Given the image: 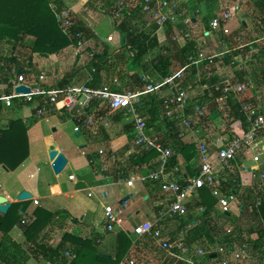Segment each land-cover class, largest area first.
Returning a JSON list of instances; mask_svg holds the SVG:
<instances>
[{
    "label": "crops",
    "instance_id": "obj_1",
    "mask_svg": "<svg viewBox=\"0 0 264 264\" xmlns=\"http://www.w3.org/2000/svg\"><path fill=\"white\" fill-rule=\"evenodd\" d=\"M102 2L104 5V7L100 9L102 11L97 12L98 9L96 5L94 6L95 0H64L65 5L72 10L75 22L89 30L90 36L93 35L91 38L92 41L93 38L96 37L100 39L96 33V28L99 25L98 20L101 17L104 19L108 16L107 14L112 16L114 12L120 9L119 6L121 3L127 4L126 0H102ZM176 3L179 6L180 23L177 26H167L159 30L157 36L160 45L156 50L152 51L144 61L145 63H150L159 54L168 53V55L171 56L175 55L171 74L181 70L184 66L190 65L193 59L200 61L198 65H192L186 73V76L190 77L188 80V91L192 96V101L195 103L198 102L200 105L204 104L208 108L213 106L215 108L218 106L222 107L224 104L223 100L220 99L216 103L215 99L218 98V95H216L211 88H222L225 82H234V80L237 81V83H247L239 81L236 75L232 74L231 68L227 66L228 62L225 58L232 54H236V52H243L241 48L244 47H251L250 53L256 58V55L259 53V48L257 46H264V30L261 29L264 28V23H262V21L255 25L253 23L256 31L261 29V36L256 37L254 35L255 31H250L251 26L248 19L256 13L260 15L261 12L254 1L248 5L238 0H204L200 3L198 0H176ZM92 11L100 15L95 22L86 17V13ZM223 14H230L231 18L222 21L220 29H214L212 27L213 21L223 16ZM110 16H108L110 26L117 28L118 26H114L113 22H110ZM188 21H191V23ZM250 38H253L255 41L250 42ZM100 40L103 41L104 39ZM31 41H33V39H26V43H31ZM185 47H187L189 53L187 56L184 54L182 56L178 52ZM72 49L76 50L74 46H71L65 51H71ZM255 51L256 53H254ZM247 54H245V56ZM34 55H31L32 59L30 58L28 66L19 63V60L15 57L13 58L17 59L16 63H11L15 67H19L22 71L27 72L28 70H33V72H37L38 67H47L50 69L52 62L59 63L63 53L46 57H42L39 54ZM75 56L84 59L85 55L83 56L82 53L77 55L76 50ZM241 56L238 58L241 59ZM34 62L40 63V65L34 64ZM194 67L195 70H192ZM247 69H245V71L248 72L249 83L256 84L255 79L249 78L251 73H249ZM148 70L145 77H149L156 83H160L163 80L153 67ZM195 71L196 73L193 74ZM81 72L82 71H80V73ZM67 76H73L75 80V74L70 75L67 73L65 76H62L61 79ZM213 78H216V82H213ZM255 90L254 92H256ZM240 100L246 99L240 98ZM246 101L256 103L255 101L257 100L256 97L253 96ZM16 109L29 110L33 118H31V121L30 119L28 120L29 113L22 118H18L22 119L29 129L30 158L15 172H11L7 167L0 165V196L6 197L12 206L14 204L26 202H30L31 206L26 212L22 222L9 234L10 245L8 246L10 250L6 256L10 259L12 264H56L58 260L53 256L51 251L62 248L63 255L71 261L73 260L70 256L73 255L71 253L73 247L70 242L67 243L64 241V237L66 235H73L74 237L83 239H99L97 244H99L98 250L100 255L109 259H115L118 234L126 233L131 239H134L132 235L135 227L146 222H155L158 212L162 210L167 203L166 196L158 185L151 182L138 181L140 177H147L151 172L147 167L133 172L129 178H119L122 167L127 165L126 161L128 157L133 156L132 153L134 150L136 151L134 145H131V148L124 155L122 154V151H125L127 146H130L129 136L125 129L127 124L126 121L123 119L122 122H117L114 116L110 121V127L107 129L103 128L100 132L96 133L91 130L82 133L80 136H77V134L73 132V135L75 134V140L84 139L81 146L82 150L78 154V151H64L60 149L59 144L55 140V136L61 134L59 128L56 127L57 124L53 130L54 135L43 137L40 131L36 129L44 120L37 119L30 108H14V110ZM14 110L11 109V111ZM219 113L220 111L212 113L205 123L197 126V130L200 129L199 135L210 144L215 152L218 151L221 142L226 141L224 136L226 128L223 127V123L220 122L222 117L218 118L216 116ZM64 117L58 115L53 118L57 119L59 123V121H67L63 120ZM18 119L7 118L5 120L2 118L0 127L3 129L7 128L12 120ZM218 122H220L219 125ZM66 124L67 123L60 124L62 126H59L63 132V136H65ZM207 127H213L215 130L208 129ZM203 128H207V130L205 131ZM72 139L73 138H71L70 142H73ZM190 139L191 136L186 135L184 138L185 141H183L189 143L188 140ZM40 142H44L43 148L44 151L46 150L45 156L47 157L45 160L44 156H42V145H40ZM50 142L56 143V146L67 159V165L61 174H56L53 168L54 162L50 160V150L48 147ZM96 143H98L97 146L99 149L88 150L90 144L94 145ZM56 146H53V149H55ZM102 147L105 148L106 153L103 158L98 156V152L103 150ZM84 149H86V151ZM92 160L96 163L103 162V164H106L109 167V172L105 174V176L101 174L99 167L95 165ZM114 160L116 161L114 162ZM43 165H45V167H43ZM187 167V164L181 163L180 169L183 177H190ZM257 169H260L258 173L264 171V167L261 165L245 168L244 163H242L239 166L235 165V172L231 175V179L235 177L240 179V193H242V195L238 197L237 204L233 208L234 212L232 211L230 215L231 217L236 215L235 219L238 221L247 222V224L251 222V225L249 224V230L242 231L244 232L243 235H249L248 232H250L253 227L254 231L251 238L258 234L255 231L257 230V221L249 209L248 212L243 211L241 204L240 210L237 209L238 212H236L235 209L240 202L246 204V196L250 191L249 189L253 190L254 186L257 184L256 183L253 187L250 186V170ZM67 171L68 173L65 174ZM129 181H134V184L130 186L128 184ZM25 195H29L30 198L24 199L23 197ZM35 201H39L40 205L36 206ZM192 201L193 199L188 201L187 205L189 206ZM123 202L128 203L130 210L127 211V218L123 227L126 231L119 228L115 233L106 232L104 208L106 206L118 207V205ZM37 208H43L55 214L56 218L49 227L45 229L38 242L32 244L27 239L25 228L35 220L34 212ZM132 210H136V214L143 218L140 220L138 217L136 221H133L134 211L131 212ZM196 210L200 211V209ZM220 211L221 214H223L218 205L215 218L221 215ZM4 217L5 216L0 215V224L1 218ZM23 221H26L27 224H23ZM160 225L165 235L170 234L167 236H175L177 239L186 237L187 230L179 231L180 224L178 225L175 220H167ZM239 227L241 229L243 228L242 223H239ZM1 238L2 234L0 233V240ZM130 260L131 262L132 260L135 261L136 264L140 261L139 258L132 255L131 258L123 264H130L131 262L128 263ZM205 262H208V264L214 263L208 260Z\"/></svg>",
    "mask_w": 264,
    "mask_h": 264
},
{
    "label": "built area",
    "instance_id": "obj_2",
    "mask_svg": "<svg viewBox=\"0 0 264 264\" xmlns=\"http://www.w3.org/2000/svg\"><path fill=\"white\" fill-rule=\"evenodd\" d=\"M126 1L127 4L121 3L120 9L115 12L118 21L121 20L122 22L125 14H130V4L132 3L142 9V14L145 17L151 16L146 27L147 29H151L153 26L158 27L156 35L161 29L167 26H177L180 23L179 6L173 1ZM238 1L245 5L253 1L256 2V0ZM58 2H60L61 7L58 6ZM49 5L55 15L57 24L64 34L76 40L77 44L73 46L77 50V55L89 50L90 56L94 58L95 54L90 51L92 48L91 38L84 32H74L75 17L72 10L65 5L64 0H49ZM229 18L230 15H226L215 19L212 27L220 29L221 22ZM113 40L114 36L112 35L104 39L103 42L108 44ZM9 49L10 46L0 43V69L3 66L11 69L8 82L11 89H8V85L0 83V108H2V111L16 107H27L34 112L37 119L47 122L58 115H66L70 117L71 122L74 124V133L80 135L84 131H100L103 128H109L111 119L117 113H123L127 124H132L134 127L133 136L136 151L134 150L132 154H136L139 149L146 153L156 151L159 155L158 168L151 170L147 177H140L138 181L158 185L167 200L165 207L158 212L155 222H146L135 227L132 235L134 242L136 243L146 236H152L157 246L173 257L187 264H205L207 258L211 256V252L197 245L190 246L186 244V237L172 239L171 236L165 235L159 226L167 220H176L178 217L187 216L189 212L188 201L204 188L210 190L213 196L218 199V205L223 214H231L233 211L238 201V193L234 190L225 192V184L230 181L231 175L234 174L235 165L239 166L244 163L245 168L249 167L245 163V156L251 157L255 164H260L263 151L261 146L264 142L263 109L257 105L245 103L246 100H240L249 90H255L254 83L236 84L225 82L222 88L216 89L222 92L224 103L223 111L220 110V113L216 116L219 118L221 115L226 120L232 119L231 110L226 109V105L229 98L234 96V99L242 103L241 107L246 118V128L243 136L235 135L231 142H221L218 151L215 152L210 144L199 135L200 129L197 130V126L206 122L204 120L207 118L209 108L204 104L200 105L198 102H193L189 91L182 88L186 72L192 65H198L200 61L191 60L190 65L173 72L160 83L152 81L149 77H143V89L138 91L123 88L118 80L113 83L106 82L100 87H93L92 84L95 83V74L97 73L94 68L91 71L89 69V77L84 84L72 82L61 88L58 84L62 80H56L58 77L56 71L47 67H38L37 72H33V70L25 72L12 63H8L6 59H11ZM34 64L40 65L37 62H34ZM20 87H26L30 90V93H18L17 90ZM150 96H157L165 101V116L170 123L176 126V129L180 132V138L184 140L185 136L189 135L191 136L189 144L196 145L197 156L193 164L198 173L195 177L182 176L181 180H184L185 184H182L181 180L175 177V173L181 172L180 167L171 170L170 164L174 151L171 147L165 146V138L170 129L166 124H163L161 130L150 128L148 119L143 116L144 100ZM105 155V150L98 152V156L102 158ZM93 163L99 167L101 174L105 175L109 172V167L103 162L96 163L93 161ZM259 170H250L251 187L258 182L264 184V174L263 172L258 173ZM128 184L132 186L134 181H129ZM35 205L39 206L40 202L35 201ZM260 206L261 202H258L256 208H260ZM128 210L129 205L127 202L119 204L118 207L106 206L104 208L105 231L115 233L119 228L126 231L123 227ZM200 211L203 214L205 209L201 208ZM23 224H27V222L23 221ZM232 232L228 231L230 234ZM218 253L221 258L214 264H240L245 262V264H248L247 262H254L251 246L247 243L236 241L227 243L219 247ZM132 264L134 263L132 262Z\"/></svg>",
    "mask_w": 264,
    "mask_h": 264
},
{
    "label": "trees",
    "instance_id": "obj_3",
    "mask_svg": "<svg viewBox=\"0 0 264 264\" xmlns=\"http://www.w3.org/2000/svg\"><path fill=\"white\" fill-rule=\"evenodd\" d=\"M170 1L176 3V0ZM203 1L204 0H198L199 3ZM57 4L61 7L60 2ZM256 4L261 12V21L264 23V0H256ZM130 9L132 10L130 14H125L122 22L120 20L115 31L116 36L113 42L106 45L104 53L94 55V58L89 63L90 71L93 68L97 71L95 74V83L92 84L93 87H100L106 83V78H108L111 68L115 66V64H112L111 58L116 62H120L119 65L122 66L123 69V71L121 70L122 74L120 77L129 81L128 88L131 91L143 89L144 83H142V78L145 77L146 73L149 71L148 69L151 67L159 73L162 79H166L171 75L175 55L171 56L168 55V53L159 54L150 63H145V58L160 45L159 38L156 35L158 27L153 26L151 29H147L146 22H143L144 19L146 20V17L142 14V9L132 3L130 4ZM140 25H142V29L138 27ZM74 32H84L90 38L93 37L90 36L89 30L82 27L79 23H76ZM30 38L33 39V41H31V43H26V39ZM252 41L254 42L255 40L250 38V42ZM0 43L12 47L14 52L18 47H23L29 49L32 55L39 54L42 57L58 55L67 48L77 44L76 40L67 37L57 24V20L50 9L48 0H0ZM26 44H29V46H26ZM119 44L122 46V49L117 52L116 50L112 51L113 48H111V46L115 48ZM187 47L183 48L178 53L182 56L183 54L187 56L189 53ZM257 47L259 48V54L256 55L257 61L254 64L256 69L253 72H260V77L264 80V46L258 45ZM250 50L251 48H245V50H243L244 53L236 52V54H232L225 58L228 62L227 66L231 68V70L236 71L241 65V59H244L246 57L245 54L249 53ZM126 51H129L130 57L126 55ZM124 52L126 53L124 54ZM239 56H241V59L238 58ZM6 60L8 63H16L17 61V59L13 57ZM185 67L186 66L182 68ZM10 70L11 69L6 66L0 69V83L8 85ZM192 70H195V67ZM194 73H196V71L193 72V74ZM260 77H256L257 79H255L258 85L261 84L259 82ZM236 78L239 81L249 83L248 72H246L245 69L241 70L240 73L236 75ZM189 79V76H185L183 80L182 88L185 90H188ZM263 80L262 84H264ZM72 82H74V77L67 76L63 78L58 86L63 88ZM213 82H216V78H213ZM233 83H237V81L234 80ZM7 87L11 89L9 85ZM211 89L218 95V98L215 99L217 103L223 98V94L221 91H217L215 87ZM245 103L256 105V103H250V101H246ZM241 106L242 103L234 99V96L229 98L226 109L229 108L231 110L232 119L226 120L222 117L220 120V122L223 123V127L226 128L224 133L226 142H231L235 135L243 136L245 134L246 118L242 113ZM209 110L207 118H205L204 121H206L212 113L220 110L223 111V106H218L217 108L213 106L209 108ZM0 112H2V108H0ZM142 112L143 116L148 119L150 128H159L162 127L163 124H166L170 129L169 133L171 134L168 133L166 135L165 146L171 147L174 151L170 164L171 170L180 167L183 162L187 164L190 176L195 177L198 173V170L194 168L193 164L197 156L196 145L185 143L180 138V132L176 129V126L170 123L165 116V101L157 96H150L144 100ZM123 119V113H117L115 115V121L122 122ZM66 120H70V117L67 116ZM220 122H218V125ZM125 127L126 133L129 136L130 146H127L126 150L122 151L123 155L131 148V145H134V127L132 124H126ZM28 132V126L25 125L22 119L12 120L7 128L3 129L0 127V165L7 167L11 172L17 171L30 158V140ZM158 156L156 151L146 153L138 149L136 154L128 157L126 161L127 165L122 167L119 178H129L133 172L143 169L144 167L152 171L156 170L159 165ZM175 177L181 180V172L175 173ZM181 183L185 184V181L181 180ZM260 183L258 182L253 190L249 189L250 196H246V204L240 202L243 211L248 212L251 209V213L257 221V230L255 231L258 233V239H251V235L254 231L253 227L251 231L248 232L249 235L245 237H243L244 232L242 231H239L237 235L233 234L234 230L232 234L228 233L229 230H226L227 223H232L230 214H223L221 216L222 219L226 220V224L224 223V225L219 226V224L214 223V218L217 214L218 199L213 196L210 190L204 188L195 194L192 198L193 201L188 206L189 221L183 222L181 221L183 218L179 217L175 220L178 225L180 224L179 231L187 230L185 239L186 244L190 246H202L204 248L207 242H211L212 244L213 242L215 243L216 236L221 239L224 238L222 244H229L231 241L241 239L243 243L250 244L251 253L255 258H253L254 263L259 264L260 262V264H264V184H262V182ZM225 185V192L234 190L238 193V197H241L240 179L238 177L230 179ZM258 202H261L260 208H256ZM30 206V202L14 204L9 213L4 218H1L0 233L2 234V238L0 240V264H12L10 259L6 256L10 250L8 246L10 245L9 234L22 222ZM201 208H204L205 212L199 219L193 220L191 212ZM34 216L35 220L25 228L27 239L32 244L38 242L42 233L56 218L55 214L43 208H37L34 212ZM192 224L195 225L188 230L187 228ZM159 227L161 228V225ZM171 238L177 239L175 236H171ZM64 241L71 243L73 247L71 253L75 257L72 258L73 260L69 261L63 255L62 248L51 251L59 264H123L126 263L132 255L139 258L144 264H187L158 247L152 236H146L135 243L126 233L118 234L115 259H109L100 255L98 250L99 244H97L99 239H83L74 237L73 235H66ZM216 255V258H213L211 255L207 260L211 262L219 261L221 255L219 253ZM130 262L131 260L128 263ZM132 262L136 264L135 261L132 260ZM132 262L130 264H132Z\"/></svg>",
    "mask_w": 264,
    "mask_h": 264
},
{
    "label": "rangeland",
    "instance_id": "obj_4",
    "mask_svg": "<svg viewBox=\"0 0 264 264\" xmlns=\"http://www.w3.org/2000/svg\"><path fill=\"white\" fill-rule=\"evenodd\" d=\"M88 1H91V0H88ZM95 5H96V8L98 9L97 12L102 11V10H100L101 8L104 7L102 0H95L94 6ZM97 12H93L92 11V12H89V13L88 12L87 13L86 12H83V13H86V17L88 19H90L91 21L94 20L93 22H95L98 19V17L100 16L99 13H97ZM253 13H254V11H253ZM107 15L110 16L109 14H107ZM226 15H230V14H223V17L226 16ZM258 15H259V13H256V14L250 16L249 19H248L249 20L248 22L250 23V26H251L250 31H255V34L254 35L256 37L257 36H261V29L264 30V28H261L258 31H256V28H255L254 25L257 24V23L259 24V22L262 19L261 16L259 15L260 16L259 17ZM108 16H106L104 19H102L103 17H101L98 20L99 21V23H98L99 25L96 28V33L100 37V39H107L109 36H112V35L114 37L116 36V33H115L116 28H113V27L110 26ZM150 17L151 16H146V20L144 19L145 21L143 20V22L144 23L146 22V24L149 23L150 20L148 21V19ZM230 18H231V15H230ZM110 22H113V25L114 26H118V24L120 23V21L117 20V13L114 12L112 14V16H110ZM253 23H254V25H253ZM138 25H139V23H138ZM141 26L142 25H140L138 27L140 29H142L143 27H141ZM100 39L98 37H96V38H93V41H91L92 48L90 49V51H93L95 55H99V54L104 53V49H105V47L107 45L106 43H104ZM27 45L29 46V44H26V46ZM111 48H113L112 51L116 50V52H117V51H119V50L122 49V46L119 44L117 47L114 48V47L111 46ZM245 48H248V47H244V48H241V49L245 50ZM75 52H76V50H74V49H72L71 51L70 50L63 51L62 52L63 53V56H62V58H60L59 63L58 62L57 63H53L52 62V65L50 66V69L53 70V71H56V74L58 73L57 75L59 77L56 78L57 81L63 80V79H61V77L62 76H65L66 73L67 74H70V75H74L75 74V80H74L73 83L84 84L87 81V79L89 77V63L92 61L93 57L90 56L89 50L82 52L83 56L85 55L84 56V59L83 58L80 59L79 56L77 58L75 56ZM126 52H124V54ZM128 52H127L126 55L130 57V54ZM254 53H256V51ZM9 55H10L11 58L12 57L17 58L19 60L18 61L19 63L28 66L29 60H30L32 54H31L30 50L27 49V48L18 47V49H16V51L14 52L13 49H12V47H10V49H9ZM111 56H112V54H111ZM115 60H117V59H115ZM111 61H112V64H115V66L113 68H111L110 73H109V76H108V78H106V82L107 83H113L114 81L118 80V82L123 85V88H128L129 81L127 79L125 80V79H123V78L120 77V75L122 74L121 73V70L123 71L122 66L119 65L120 62H116L112 58H111ZM256 61L257 60H256V58H254V55H252L249 52L244 59H241V65H240V67L237 68L236 71H232L231 70V72H232V74L237 75V74L240 73L241 70L248 68L247 70L249 71V73H251V75L249 76V78L257 79L256 77H260V72H258V73H254L253 72L256 69V66L254 65L256 63ZM80 71H82V72L80 73ZM126 78H128V77H126ZM261 79L262 78L260 77L259 78V82L261 83L260 85L254 84L255 89H257V90H255L256 92L249 90L246 93V95L243 96V98H245L247 100L248 98H252L253 96H255L256 97V100H257V101H255L256 102V105L264 109V85L262 84V80L263 79L262 80ZM12 110H14V109H12ZM27 113H29L28 120L30 119V121H31V118L32 117L30 115V111L29 110H26V109H16L14 111L8 110V112L7 111H5V112L2 111V112H0V122H2L1 121L2 118H4L5 120L7 118H9V119H18V118H22ZM64 116H63L64 117L63 120H66V115H64ZM220 117H222V116L220 115ZM65 123H67L66 124V131H65V136H63V132L61 131V127H59V126H62L60 124H65ZM56 124H57L56 127L59 128V130L61 132V134H57L55 136V140L59 144L60 149L61 150H64V151L65 150L66 151H68V150H74L76 152L78 151L77 153L79 154L81 152V150H82L81 146H82V143H83L84 139H79V140H77V139L75 140L74 139V135L75 134L73 135V132H74V124H73V122L67 120V121H59V123H58L57 119L52 118L49 122L42 121L41 124L38 125L39 127L36 130L37 131H40V134L43 137L52 136V135H54L53 134L54 133L53 130H54ZM207 128L208 129L215 130V128H213V127H207ZM207 128H203V130L206 131ZM155 129L156 130H161V127H159V128L155 127ZM93 132H100V131H93ZM61 136L64 137V138H62ZM71 138H73L72 139L73 142H70L71 141ZM188 142H190V140H188ZM43 143L44 142H40V145H42V156H44V160H45L47 157L45 156L46 150L44 151ZM97 145H98V143H96L94 145H91L90 144L89 147H88V150H91V149H99V147ZM261 146L263 147V149H262L263 151H262V155H261V162H260V164H255L253 162V159L251 157L249 158L248 156H245L244 158H246V162L245 163L247 164V166H256V165L258 166V165H261L262 167H264V142L261 144ZM102 149L105 150L104 147H102ZM84 150L86 151V149H84ZM43 167H45V165H43ZM67 173H68V171L65 172V174H67ZM248 195L250 196V192H248ZM237 209L240 210V203L238 204L237 208L235 209L236 212H238ZM131 212H133V215H134L133 221H136L138 219V217H139L140 220L143 218L141 216H138V214H136V210H132ZM220 214H221V211H220ZM201 215H202V213L199 210H196L194 212H191V216H192V219L193 220L199 219ZM222 215L223 214H221L219 217L217 216L215 218V220H214V223L219 224V226H222V225H224V223L225 224L227 223L225 219H222L221 218ZM235 218H236V215H233V217H232V223H230V224L227 223L226 230H230L231 232L234 230V233L233 234H236V235L239 233V231H248L249 230V228H250L249 224L251 225V222H249L247 224V222H242L240 220H239L240 221L239 222ZM181 221H183V222L189 221L188 215L185 216V217H183V219H181ZM235 221H236V223H235ZM239 223H242V227H243L242 229L239 227ZM194 225L195 224L190 225L187 229L190 230ZM245 236L246 235H244L243 237H245ZM223 239L224 238L221 239L218 236H216L215 243L213 242V244H212L211 242H207L206 245L204 246V249L206 251H208V252H211L212 253L211 254L212 256H215L217 254L218 250H219V247L226 245V244H222ZM251 239L256 240V239H258V236L256 235V236L252 237ZM235 241L238 242V243H242V240L241 239H237ZM233 242L234 241H231L230 243H233ZM245 263H240V264H245ZM247 263L249 264V262H247ZM137 264H144V263L140 260L139 262H137ZM205 264H208V262H205ZM210 264H212V263H210ZM259 264H260V262H259Z\"/></svg>",
    "mask_w": 264,
    "mask_h": 264
},
{
    "label": "water",
    "instance_id": "obj_5",
    "mask_svg": "<svg viewBox=\"0 0 264 264\" xmlns=\"http://www.w3.org/2000/svg\"><path fill=\"white\" fill-rule=\"evenodd\" d=\"M18 93H30V90L27 89L26 87H20L17 90ZM77 136H80V134H77ZM65 159L64 156L60 157L58 159H56L55 154H50V160L53 162V168L56 172V174H61V168L63 167L64 163H65ZM0 189H1V184H0ZM24 199H29L30 196L29 195H25L23 197ZM12 208V204L9 203V200L6 197L0 196V215L2 216H6L10 209ZM217 255L213 256V258H216Z\"/></svg>",
    "mask_w": 264,
    "mask_h": 264
},
{
    "label": "bare ground",
    "instance_id": "obj_6",
    "mask_svg": "<svg viewBox=\"0 0 264 264\" xmlns=\"http://www.w3.org/2000/svg\"><path fill=\"white\" fill-rule=\"evenodd\" d=\"M53 146H56V143H54V142H50V143L48 144V147H49V150H50L49 153H50V154H55L56 159H58V158H60V157H63V154L61 153V151L59 150V148L56 146V148L53 149ZM64 158H65V157H64ZM53 162H54V161H53ZM66 165H67V159H65V163H64L63 167L61 168V172L65 169Z\"/></svg>",
    "mask_w": 264,
    "mask_h": 264
}]
</instances>
